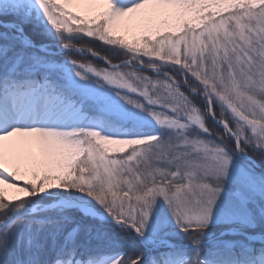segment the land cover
<instances>
[{"label":"snow or ice","instance_id":"1","mask_svg":"<svg viewBox=\"0 0 264 264\" xmlns=\"http://www.w3.org/2000/svg\"><path fill=\"white\" fill-rule=\"evenodd\" d=\"M0 264H264V0H0Z\"/></svg>","mask_w":264,"mask_h":264},{"label":"trees","instance_id":"2","mask_svg":"<svg viewBox=\"0 0 264 264\" xmlns=\"http://www.w3.org/2000/svg\"><path fill=\"white\" fill-rule=\"evenodd\" d=\"M76 43H77L78 46L91 47L94 50L100 52L102 55H108L109 58L114 63L115 62H118L121 59H123V57H121V56H117V55H114V54L108 52L107 47L104 46L103 44H101V42L96 41V40H93V39H90L88 37H82L80 40L76 41ZM73 58H76V59H84V60L92 61V59H90L89 57L81 58L79 56H73ZM92 62H94L97 66H104L103 65V62H101V61L94 60Z\"/></svg>","mask_w":264,"mask_h":264},{"label":"rangeland","instance_id":"3","mask_svg":"<svg viewBox=\"0 0 264 264\" xmlns=\"http://www.w3.org/2000/svg\"><path fill=\"white\" fill-rule=\"evenodd\" d=\"M73 11H75V9H73ZM79 57H81V56H79ZM85 57H89L90 59H92V61H94L93 58L90 55H86V56H83L81 58H85ZM101 62H103V61H101Z\"/></svg>","mask_w":264,"mask_h":264}]
</instances>
